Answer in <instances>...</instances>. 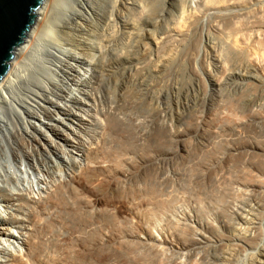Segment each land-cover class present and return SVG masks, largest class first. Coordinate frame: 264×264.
Listing matches in <instances>:
<instances>
[{
  "label": "bare ground",
  "instance_id": "1",
  "mask_svg": "<svg viewBox=\"0 0 264 264\" xmlns=\"http://www.w3.org/2000/svg\"><path fill=\"white\" fill-rule=\"evenodd\" d=\"M98 1L103 10L95 5ZM98 1L44 0L36 11L38 17L30 31L34 37L29 47L35 45L37 36L42 34L56 39L76 41L87 61L85 64L94 69L90 81L95 91L91 94L93 99L97 105L102 102L110 107L106 111L101 107L96 110L103 123L93 119L95 128L102 129V132L96 135L95 143L86 145L83 140L76 138L84 163L70 160L64 152L58 153L51 148L47 154V149L42 146L44 140L49 139L45 133L36 135L35 131L36 134L31 137L24 131H17L15 147L10 150L14 161L20 162L23 158L28 161L37 156L47 172L54 174L57 173L54 169L60 167L51 156V153H55L65 161L62 164V172L72 170L73 177L71 182H60L48 194L47 199L41 202L31 201L32 199L23 196L17 197L19 211L27 213L29 222V231L22 243L27 263H22L23 259L13 255L10 261L12 264H232L236 259L238 246L245 242L256 249L252 253L250 264H264V243L255 240L254 209L248 205L241 191V187H251L254 192L252 200H256V193L262 188L261 185L257 186V182L264 181V159L259 162L260 159L254 161V157H250L251 161L242 164L241 160L246 154L252 153L264 157V145H248L240 139L244 136L239 137L238 132L243 128H247L248 132L252 129V124L251 127L237 123L230 126L223 124L221 127L216 126L217 128L209 124L211 129L217 130L205 134L203 126L196 122L200 112L210 115L215 96L220 97L222 101L225 99L224 88L231 89L236 96L229 109L231 114L224 117L225 122L230 120L231 116H244L251 107L264 102V74L254 73L256 65L250 67L247 64L249 60H253L254 54H257L256 57L262 54H258V48L260 50L264 47V39L258 38V34L246 33L241 41L235 33L233 36L238 37L233 41L228 40L230 42L225 44L226 55L215 53L214 62L223 67V70L227 67L228 60L238 61L239 58L245 57L247 63L237 65L235 61L237 66L232 69V61H228V66L233 72L227 67L225 71L229 70L231 73L228 72L225 77L223 72L222 81H217L212 74L209 92H201L197 87L196 90L192 87L193 84V89L185 86L189 90L180 97V92L176 94L171 89L170 92H174L171 96L175 107H170L168 103H164L170 99L165 98L168 86L165 87L163 82L168 71L174 69L171 66L172 61L176 59L171 60L172 53L165 54L161 47H164L162 42L166 37L169 39L171 36L178 40L182 39L184 34L182 29L174 27L175 25L164 23L173 19L180 23L192 20L193 23L194 13H191L190 0ZM213 1L201 0L199 6L203 3L208 6L213 4ZM60 3L67 5L59 8ZM188 7L190 12L186 9ZM242 14L230 16L229 19H240ZM91 17L96 19V22L98 20L102 27L99 29L94 24L101 41L97 47L92 44L88 46L90 41L87 33L93 29ZM115 23L120 29L117 33V27L114 28L116 34H113L108 27L110 24L115 27ZM243 23L241 30L247 32L252 29L253 25L247 21ZM140 24L154 26L164 35H161V38L159 36V40L156 36L153 38L156 33L149 35L154 44L152 49L144 45L145 43L139 44V41L131 45V40L139 36ZM232 25L234 24L231 23L230 26ZM234 26L237 28L240 24ZM152 29L147 31L152 34ZM230 35L232 34H229V37ZM117 43L124 47L118 50ZM166 43L164 42L165 46L168 45ZM28 49L30 48L26 49L25 54ZM158 49L164 54H160ZM214 50L216 52V49ZM16 51H22L23 55L25 48L21 45L15 50V54ZM89 58L96 60L93 63ZM20 64L21 62L17 63L20 68L15 67L14 72L12 70L7 79L4 77L0 82V91L6 88L7 84H13L16 78L23 81L27 79L20 70L23 69ZM178 65L179 63L177 67ZM176 74L174 79L176 77L177 80L180 77ZM220 74V78L216 75L219 80ZM253 79L255 81H252ZM102 87L106 92L102 96L97 95ZM172 88L178 90L179 87L175 85ZM252 89L255 90L254 97L245 98L247 91L251 92ZM114 92L116 100L111 102ZM11 101L10 96L0 92V103L7 110H10L8 105ZM80 101L78 97L75 103L79 104ZM54 113H63L69 120H84L72 108L58 106ZM45 115L52 120L51 111L45 109ZM168 118H171L170 122ZM57 121V125L66 124L61 119ZM182 125L200 138L192 151L180 143L179 127ZM51 127L52 131L56 130L55 126ZM4 131L0 126V136L3 137ZM204 137L205 142L202 141ZM31 145L32 152L29 150ZM24 146L29 149H24ZM34 148L38 155L34 153ZM222 152L227 155L221 157L219 154ZM232 155L240 156L235 159L240 164L236 162L233 168L231 162H227ZM177 163H182V168L178 169ZM169 168L175 173L172 178L166 176ZM236 202L246 207L231 210V206ZM184 207L195 209L194 220L192 217L182 219L181 214L186 215ZM211 218L216 224L209 221ZM163 221L165 224L162 230L166 229L165 233L170 234V239L177 241L176 246L170 245L167 240L156 242L152 238L153 230ZM58 226L63 230L57 231ZM206 230L217 237L216 242L212 243L211 238L206 237ZM198 234L202 237H196ZM141 236L146 237L143 239Z\"/></svg>",
  "mask_w": 264,
  "mask_h": 264
},
{
  "label": "rangeland",
  "instance_id": "2",
  "mask_svg": "<svg viewBox=\"0 0 264 264\" xmlns=\"http://www.w3.org/2000/svg\"><path fill=\"white\" fill-rule=\"evenodd\" d=\"M66 1L69 2V0ZM200 1L201 0H190V4L192 5L190 7L191 13L192 14L194 13L193 23L191 22L192 20L188 21L190 24L187 21H185L187 23H184V21L180 23L179 21L177 22L176 19L164 23V24L169 23L168 25L171 24V26L175 25L174 27L176 28L178 27L182 29V33L184 34L182 39H178V40L175 38H171V36L168 37L169 39H167L166 37L165 39H163L162 42V46L164 45V47H161V49H163L165 54L172 53L171 60L176 59L172 61L171 67H173L174 69L171 68L169 70L170 72L168 71L166 79H164L163 82L165 87L167 86L169 87V85L172 84L171 85L172 87H175L176 85L179 87L178 90H180L178 91L177 88H175L174 90L170 86L169 88L168 87L166 88L167 90L169 89L167 93V90L164 89L166 92L165 98L170 99V100H165L164 103L166 105L168 103L170 107L172 106L175 107L173 104V98H172L173 96H171L172 93L180 92L179 96L181 95L180 97H182L189 90L187 89V87L190 88L193 84L194 85L192 87L194 88L197 87L199 90L201 89L200 90L201 92H209L211 90L210 78L212 76L215 75L214 77L218 79L217 81H222L224 79V76L226 74L228 75L229 74L228 72L232 71V69H235L237 65H239L240 63L242 65L247 63L246 61L248 60L245 57H242L239 58L238 61L235 60L238 63L237 65L235 64V61L231 60L232 61L231 63V61L228 60L231 63L230 65H232L230 66L231 68L235 66L232 69L229 68L228 66L229 62L228 61L226 62V65L230 71L229 70H226L227 72L225 71V69L227 68L226 66L224 70L223 67H219V64H216V62H214L215 60L213 55L215 53L216 54L218 53V55L222 54L223 56H225L226 55L225 49H227L225 48V44L227 45L230 41H233L238 36H239L238 38H241L239 40L242 41V38L245 36L244 34L246 33H249L248 35L258 34L257 35L259 36L258 38L264 39V0H214L213 4H210L208 6H205L204 3L201 6H199ZM66 5H67L66 3H62V4L60 3L58 6L59 8H61ZM95 5L96 6L98 5V8L103 10L102 4L100 5L99 1L95 2ZM186 9L188 12H190L189 7ZM241 13L243 14L241 15L240 19L236 18L237 19V20L235 19L236 21L235 20L232 21L229 19L230 16ZM173 15L174 17H176L175 13H173ZM242 20L244 21V23L245 21H247L250 25H253L250 31L244 32V30H241V26H244L241 24L243 23ZM92 21L91 24L93 25V29L92 31H88L87 33L88 35L87 37L89 38L90 41L89 43L90 45L88 46L93 45L94 47H97L98 45H100L98 44V42L100 43L101 41L98 34V29H96V27L99 29L102 27H100L101 24L98 22V20L96 22V19L95 20L92 19ZM176 22L178 25L175 24ZM179 23L180 24L183 23L184 25L182 24L181 27ZM227 23L230 24L228 25ZM231 23L234 25L236 24V26L237 25L239 26L240 24V26L237 28L238 29L240 28L239 30L242 31V33L238 31V29L234 25L230 26ZM94 24L96 25L95 28H94L95 26ZM110 25L108 27L109 31L113 32V34H116V30L114 28L117 27L118 29L117 33L119 32L120 29L119 25L116 24L115 27L112 26L113 24ZM33 26L31 29H33ZM139 26H141L139 27L140 28L139 36L134 37V39L131 40L132 41L131 45H133V43L136 44L139 41L138 42L139 44L145 43L144 45L152 49L154 47V44H152L153 42L151 41L149 35L152 36L153 34L156 33L153 36V38L155 36H156L155 38H158L159 36H160L159 38H161V35L164 36L160 32V30L159 29H158L159 31L156 30L154 26H149L146 24L145 25L140 24ZM150 28L153 30L151 31L152 34H150L149 31H147ZM30 31L26 37L25 42L22 44V47L25 48L24 54L22 55L21 53L22 51H16L15 57L11 62L10 71L5 76V80H6L7 76L10 75V73L12 72L13 69H15V67L20 68V66L17 65V63L21 62L20 65L21 68L23 69L20 70L24 72L22 74H25L24 78L27 77V79H24L23 81V79L21 78H16L13 84L12 83L7 84L6 88H3V90L0 91L2 94L10 96L12 99L10 105H8V109L10 110H7L5 106L0 103V118H1L0 126L5 130L3 137L0 136V189H1L0 194L3 193L0 196V264H12V261H10V257L12 255L19 259H23V261H21L22 263H27L26 257H24L25 249L22 243L25 236H27V231H29V227H28L29 222L26 218L27 213L19 211L17 204L18 202L16 201L17 197L23 196V197H27L29 200L32 199L31 201L41 202L47 199L48 194L52 192L60 182H64V181L71 182L70 180L73 177L72 170L68 171L67 173L65 171L62 172L64 168L62 164H64L65 161H63L61 157H57L55 153H51V156L53 157V160L56 163H59L60 167L57 166V168L54 169L57 172L54 174L47 172L44 165L41 163V159H39L40 157L37 156L35 157L36 159L33 158L28 161L24 160V158L20 162L14 161L10 150H13V148L15 147V140L18 138L17 131L20 132L24 131V133L27 136H31V137L33 136V134L36 133H37L36 135H41L39 133H45L47 134L49 139L44 140L45 142H43L42 146L44 149H47V154H48V149L51 148V150L58 153L64 152L66 157L70 160H74L78 163L80 162L84 163V161H82L83 160L82 152L78 148V140L76 138L83 140V142L86 145L95 143L97 141L96 135H99V133L102 132V129L100 127L95 128L93 119H96L101 123H103L101 118L96 114V110L100 109L101 107V109L106 111L107 108L110 107L109 105L102 102L100 104L98 103L97 105V102H95V100L93 99L92 95L95 93V91L92 89L90 81H91V77H93L94 69L93 67L91 68V66H88L89 64H85L87 61L86 59H84L81 50H79L80 47L77 46L76 41L75 42L66 41V40H61L60 38L56 39L45 36V34H42V36L39 35H38L39 37L37 36L38 39H36L35 45L29 47L31 40L34 37L32 36V32ZM233 31L235 32L233 33ZM229 34L232 35H230L229 37ZM234 34L238 36L237 37L233 36ZM149 41L151 44L149 43ZM164 42H167L166 44L168 45L165 46ZM120 43H117L116 46V48L118 47V50L119 49L121 50L122 47H124V46L121 47L119 45ZM149 44L152 45V47ZM257 47L258 46L256 44V48L255 47L254 48L257 50ZM27 48L30 49H28V52L25 54ZM161 49H158L160 54H164ZM214 49H216V52H214L215 51ZM262 49H264V47H262ZM262 49L260 48L261 51ZM260 50L258 48L259 51L258 54L261 53L263 54L264 50L262 52ZM159 52L157 51V53ZM262 54L260 56H262L263 58L260 57L259 55L258 57H256L257 54L256 55L254 54L253 60L251 59V61L249 60L247 63L248 65H250V67H254L255 65L257 66V67L255 66L254 68H256V71L258 72L254 71V73L260 74L261 72L264 74V54L263 55ZM89 59L90 61L93 60V63L94 60H96V58L95 59L89 58ZM249 62L251 63L249 64ZM175 63H176V67L177 64L179 63L180 67L178 65L177 67L178 69L173 66ZM175 68L177 69V71L179 70L178 74H176L177 71L175 70ZM218 68L222 69V72L220 69L221 74L218 72L219 71ZM171 70L176 71L173 72L176 74L177 77L179 75L180 78L177 79L178 82L176 80V77L174 79L175 74ZM223 72H225L224 76H223ZM170 73L173 75H171ZM168 74L170 76H168ZM219 74L221 75V80H219L220 78ZM12 77L14 78V76H11V78ZM171 80L172 81L175 80V82L177 83L172 82ZM252 81L255 80L253 79ZM173 83H175V85ZM178 83H180L183 86L180 87L181 85ZM185 86L187 87L185 88ZM165 87L163 86V88ZM192 87L191 89H193ZM252 87H254V85L251 86V88ZM197 88L196 90H198ZM171 89L174 92H170ZM100 91H102V93H100ZM105 92L106 90H104L102 87L98 91V94L97 93L96 94L97 95L101 94L100 96H102L104 95ZM181 92L183 94H181ZM167 94L170 95L168 96ZM254 94H255L254 89H252L251 92L247 91L245 98L247 99L252 98L254 97ZM223 95L225 96V99L223 98V101L220 100L221 99L220 97L217 96L214 97L213 99L214 101L212 102L210 107V109L213 108V110H210L211 111L210 115H208L209 113L207 114L205 112H200L198 114L199 117L197 118L196 122L200 126L201 125L203 126V131L205 132V134H209L214 129L217 130L216 126L221 127V125L223 124L230 126L237 123V124H243L244 126L247 125L249 127L253 125L252 129H250L251 131L249 130L247 132V128L246 129L243 128L242 130H240L241 132L240 131L238 132V134L239 133L241 134V135L239 134V137L244 136V137H240V139L242 138L241 140L242 141L244 140V142H246L248 145H250L251 143L254 144V146L256 145L257 146L259 145L258 147H261V145L263 146L264 145V102H261L259 105H256L255 107H251L244 116H231L230 120L225 122L224 117L231 114V111L229 109H231L232 100H234L236 96H234L235 94L229 88L227 89L224 88ZM167 96L172 98V103H170L171 98H168ZM44 97H47L48 99L46 100ZM78 97L81 99L80 101L81 103L76 104L75 102L78 100ZM115 97H116V93L114 92V94H112L111 96L112 100L110 101L112 102L114 99L116 100ZM217 99L221 102H219ZM58 106L63 108L65 107V108L74 109V111L77 112V114L80 117L84 118V120L81 121L76 119L69 120L67 119L68 117L63 115V113L61 114L54 113V109L58 108ZM45 109H48L53 113L52 120L45 115ZM57 119L63 120V122L66 124L61 123L60 125H57L56 124L58 123ZM167 120L168 122H170L171 118L170 120L169 118ZM209 124L211 126H215L216 128L211 129L208 126ZM51 126H55L56 130L52 131ZM255 127L257 131H255L256 130ZM179 130H181L180 132L181 145L183 146L185 145L189 147L192 151L195 148L196 143L200 140V138L197 135H195V133H193L192 131H189L185 125L180 126ZM235 138H237V136ZM202 141L205 142L206 137H204ZM32 146L33 145H31L30 149L29 147L24 146V149L28 148L32 152L33 150ZM228 146L231 147V145L229 144ZM34 153L37 154L35 148H34ZM219 155L221 157L222 156L225 157L227 154H225V152H222ZM32 156L34 157V155ZM220 156L219 158H221ZM233 156L234 155H232L231 158L228 157L231 161L227 159V162L232 163V164L230 163L232 168L236 165V162L237 163L239 162L235 159L240 157L236 155L238 157L234 156L233 158ZM250 157L251 159H253L254 157V161H259L260 159L259 162H261V159L262 161L264 159L263 156L260 157V155H256V154L254 155L253 153L246 154L243 157L246 160L242 158L241 164L246 163L245 161L247 162L251 161ZM257 157L258 159H256ZM232 159L235 160V164H233L234 160ZM238 164H240V162ZM176 166L178 169H180L182 168V163H177ZM173 174L175 175L173 169L171 168H169L166 172V176L169 178H172ZM257 184H258L257 186L261 185L262 188L257 191L256 200H252L254 192L251 187H246V188L241 187V191L243 192V198L246 199L248 205L252 206V208L254 209L253 224H254V231L256 234L255 240H257V242L259 243H264V181L257 182ZM245 207L246 206L242 205L240 202H236L235 205L231 206V210H233L232 208H234L235 210H239L240 208H245ZM184 209H186V215L181 214V217H183L182 219H185L187 217L189 218L192 217L194 220L196 217L195 209L193 207L189 209H187V207H184ZM17 219L19 220V222H17L18 221ZM209 221L216 224V222H214L212 218L209 219ZM164 224H165L164 221L161 222L160 225L153 230L154 233L152 234V238L155 239L156 242H164L165 240H167V242H169L170 245L176 246L177 241L170 239L169 236L170 234L165 233L166 229L162 230ZM59 227L60 226L57 227L56 229L57 231L63 230L62 227L60 228ZM205 235L206 237L211 238L212 243L217 241V237H215L210 231L206 230ZM145 237L146 236H141V238L143 239H145ZM196 237L201 238L202 236L198 234L196 235ZM238 249L239 250L236 251L238 252L236 254V259L235 261H233L232 264H250L252 253L256 250L255 246H250L245 242H241V245L238 246Z\"/></svg>",
  "mask_w": 264,
  "mask_h": 264
},
{
  "label": "water",
  "instance_id": "3",
  "mask_svg": "<svg viewBox=\"0 0 264 264\" xmlns=\"http://www.w3.org/2000/svg\"><path fill=\"white\" fill-rule=\"evenodd\" d=\"M44 0H0V82L10 70L15 50L35 24Z\"/></svg>",
  "mask_w": 264,
  "mask_h": 264
}]
</instances>
